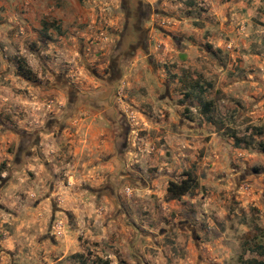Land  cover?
Masks as SVG:
<instances>
[{
    "label": "rangeland",
    "instance_id": "374dc122",
    "mask_svg": "<svg viewBox=\"0 0 264 264\" xmlns=\"http://www.w3.org/2000/svg\"><path fill=\"white\" fill-rule=\"evenodd\" d=\"M82 4L0 40V264L264 259V0Z\"/></svg>",
    "mask_w": 264,
    "mask_h": 264
},
{
    "label": "crops",
    "instance_id": "0c3cea01",
    "mask_svg": "<svg viewBox=\"0 0 264 264\" xmlns=\"http://www.w3.org/2000/svg\"><path fill=\"white\" fill-rule=\"evenodd\" d=\"M83 2L84 0H0L1 45L12 40L19 42L24 38L37 37V33L43 32L45 22L55 20L62 27L77 25L80 21L82 23V12L86 10Z\"/></svg>",
    "mask_w": 264,
    "mask_h": 264
},
{
    "label": "trees",
    "instance_id": "16d2710c",
    "mask_svg": "<svg viewBox=\"0 0 264 264\" xmlns=\"http://www.w3.org/2000/svg\"><path fill=\"white\" fill-rule=\"evenodd\" d=\"M46 25V24H45ZM21 69V67H19ZM25 75V74H22ZM28 79V78H27ZM193 88V87H190ZM200 101L203 100L202 95L199 96ZM201 115L205 118L206 122L215 126L217 130H221L223 128V124L221 121L217 120L214 115L213 108L211 107V103L209 101H204L201 104ZM263 128L254 127L249 134L250 138L239 137L236 134H232L231 138L233 139V143L235 147H244L251 144L252 136H261L263 132ZM249 139V140H248ZM261 149L264 150V145L260 146ZM187 177L182 178L179 181H170L166 188V200H179L181 196L186 195L190 192V190L194 187L193 178L191 174H187ZM260 256L264 257V247L260 246L259 251L257 252ZM245 264H264V259H250L244 262Z\"/></svg>",
    "mask_w": 264,
    "mask_h": 264
}]
</instances>
